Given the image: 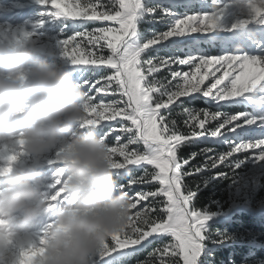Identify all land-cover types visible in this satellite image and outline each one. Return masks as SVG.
Segmentation results:
<instances>
[{
  "label": "snow or ice",
  "instance_id": "obj_1",
  "mask_svg": "<svg viewBox=\"0 0 264 264\" xmlns=\"http://www.w3.org/2000/svg\"><path fill=\"white\" fill-rule=\"evenodd\" d=\"M220 3L28 0L27 17L0 25V44L35 42L80 83L87 94L80 128H94L104 140L119 189L131 201L134 223L89 264H205L211 216L197 210L196 193L208 178L235 182L241 167L264 164V108L252 106L253 96L264 97V79L245 90L238 85L246 67L264 75V32L249 43L218 30ZM253 11L264 25V11ZM144 24L162 28L146 35ZM213 48L219 53L207 50ZM185 149L192 150L182 156ZM8 161L14 168L18 158L0 152L5 171ZM47 167L62 164L53 157ZM45 243L40 234L11 264H42ZM12 247L14 241L7 251Z\"/></svg>",
  "mask_w": 264,
  "mask_h": 264
},
{
  "label": "clouds",
  "instance_id": "obj_2",
  "mask_svg": "<svg viewBox=\"0 0 264 264\" xmlns=\"http://www.w3.org/2000/svg\"><path fill=\"white\" fill-rule=\"evenodd\" d=\"M87 94L73 74L40 54L35 44H0V140L22 134L27 153L42 159L63 148L69 178L66 207L47 236L42 264H89V257L128 223L132 204L120 191L108 148L94 128L81 130ZM37 168L13 170L0 179V217L6 246L45 212Z\"/></svg>",
  "mask_w": 264,
  "mask_h": 264
},
{
  "label": "rangeland",
  "instance_id": "obj_3",
  "mask_svg": "<svg viewBox=\"0 0 264 264\" xmlns=\"http://www.w3.org/2000/svg\"><path fill=\"white\" fill-rule=\"evenodd\" d=\"M28 0H0V25L5 23H16L27 17L33 9L26 7ZM258 8L264 11V0H221L218 11L222 14V19L218 22V30L231 32L235 36L249 37V43L258 42L261 32H264V25H261L259 18L253 11ZM162 25L144 24L143 30L148 35L153 29H161ZM35 44L41 55L49 57L41 51L35 42H25ZM20 43L17 45H22ZM16 44V43H15ZM241 45H237L240 49ZM212 54H218L219 49H207ZM234 62V61H233ZM183 70L187 71L185 67ZM242 78H238V85L241 90L248 87H255L259 84L264 75L258 74L255 69L249 71L246 67ZM203 104L202 101L193 102ZM252 106L254 108H264V97L253 96ZM23 140L22 134L9 142L0 140V152L5 154H15L18 162L12 167V162L8 161L6 167H0V177H5L15 170H27L37 168L41 172L39 179L41 180L40 191L45 202L43 212L38 216L27 230H19L13 227L16 235L11 238L6 246H0V264H11V260L18 253L21 246H27L29 243H37L40 234H43L46 243L42 245L44 255L46 252L47 236L52 228L55 227V218L57 212L66 207L69 197V178L65 162L61 159L63 148L56 149L47 153L39 161L25 150V145L21 147L19 142ZM61 162L62 167L49 169L47 161L53 158ZM65 177L64 184L59 191L52 193V189L56 184L60 183V178ZM6 181L0 179V186ZM67 193L60 205L53 204V201L60 196V193ZM227 208H219L216 212L209 213L211 219L207 221V231L211 233V238L205 241V264H216L213 261V250L222 248L226 245H232L230 249L229 262L231 264H264V164L248 163L238 170L235 182L233 181L228 187V203ZM248 217L251 220L244 222L243 218ZM7 218L0 217V220L6 221ZM134 223L132 215L128 217V223L123 230ZM51 224V227L48 225ZM221 226L218 230H213L212 226ZM122 231L115 232L111 235L117 236ZM9 231V226L5 223L0 225V234ZM14 241V247L7 251L8 245ZM105 246L102 244L100 249ZM99 249V250H100ZM98 250V251H99ZM97 253V252H96ZM239 261H232L233 254L238 255ZM141 256V255H140ZM139 257V256H138ZM224 264V263H220Z\"/></svg>",
  "mask_w": 264,
  "mask_h": 264
},
{
  "label": "trees",
  "instance_id": "obj_4",
  "mask_svg": "<svg viewBox=\"0 0 264 264\" xmlns=\"http://www.w3.org/2000/svg\"><path fill=\"white\" fill-rule=\"evenodd\" d=\"M198 106H201V104H197ZM192 149H185L181 152L182 156H186L189 151ZM226 170V169H222ZM233 182V180L230 179H211L208 178L205 180L203 185L200 187V190L195 195V205L197 210H200L202 212H209L213 213L216 212L219 208V205L222 207V209H226L227 203H228V187ZM189 184H193V181L191 179L188 180ZM251 219L248 217H244V222H249ZM213 230H218L221 228V226L216 225L212 226ZM232 245H226L222 248H218L213 250V261H215L216 264L224 263V264H231L229 262L230 257V249ZM233 254L232 261L234 262L239 261L240 256ZM145 253H142L141 256L137 257L136 259H143L145 257Z\"/></svg>",
  "mask_w": 264,
  "mask_h": 264
}]
</instances>
